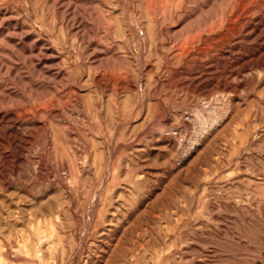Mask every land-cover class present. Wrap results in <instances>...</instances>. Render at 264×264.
<instances>
[{
    "label": "rangeland",
    "instance_id": "1",
    "mask_svg": "<svg viewBox=\"0 0 264 264\" xmlns=\"http://www.w3.org/2000/svg\"><path fill=\"white\" fill-rule=\"evenodd\" d=\"M0 264H264V0H0Z\"/></svg>",
    "mask_w": 264,
    "mask_h": 264
},
{
    "label": "bare ground",
    "instance_id": "2",
    "mask_svg": "<svg viewBox=\"0 0 264 264\" xmlns=\"http://www.w3.org/2000/svg\"><path fill=\"white\" fill-rule=\"evenodd\" d=\"M46 236V235H45ZM38 253V252H37Z\"/></svg>",
    "mask_w": 264,
    "mask_h": 264
}]
</instances>
